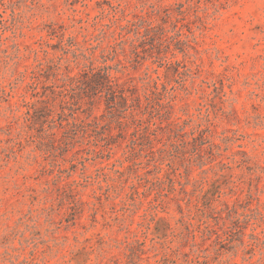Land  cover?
<instances>
[{
	"label": "rangeland",
	"instance_id": "374dc122",
	"mask_svg": "<svg viewBox=\"0 0 264 264\" xmlns=\"http://www.w3.org/2000/svg\"><path fill=\"white\" fill-rule=\"evenodd\" d=\"M136 16L164 32L128 47L160 89L133 135L55 77ZM0 264H264V0H0Z\"/></svg>",
	"mask_w": 264,
	"mask_h": 264
},
{
	"label": "trees",
	"instance_id": "16d2710c",
	"mask_svg": "<svg viewBox=\"0 0 264 264\" xmlns=\"http://www.w3.org/2000/svg\"><path fill=\"white\" fill-rule=\"evenodd\" d=\"M179 7L182 9L184 6L179 3ZM160 28L162 32H164V29L160 27L159 24H155L145 16H136L134 17V20H129L127 18L123 21L119 20L115 24V29H113L112 32V43L108 44L107 47L102 50L99 57L92 59L91 57L89 58L85 54H82L81 57L86 63H84V70L81 73L77 75H72L70 72L63 73L60 76V79L57 75L55 80L62 83L59 87L64 88L65 92H62L65 95L73 91L78 97H81L80 93H83V95L86 94L85 96L89 99H91L92 96L103 97L106 99L105 102L107 109L109 110V115L112 118L116 117L115 122L121 126L132 125L133 135L138 134L140 126H138L137 123L142 122L143 120L140 113L143 111H149L158 96L160 90L158 79H154L148 73L145 74L144 77L129 79H125L120 76V74L124 75L128 69L127 61L125 60L127 59V56H129L128 47L131 48L133 54L138 55L139 44L144 43L148 39H156L154 36ZM132 33L135 34L133 38L130 37ZM176 33L178 36H181L178 29ZM161 34L164 35V33ZM110 62H113L114 64H110ZM39 66H42L41 62L39 63ZM134 102L137 105H134ZM134 107H137L140 113L139 111L130 112L132 119L131 124L127 122L126 117H123V115H125L123 112L135 110ZM116 108H118L117 111L119 114L114 111ZM72 119L74 120V126H82L75 124L77 121L76 116L72 115ZM101 125L100 119H95L91 124H87V126H93L95 128H99ZM170 125L173 129V135H170L171 139H176L177 141L182 136L186 137L185 123L172 121ZM204 132L205 130L203 129L198 131L201 135H203ZM139 141V137L134 136L131 143L135 146H139ZM153 150L154 149L149 148V154H156L157 152L163 154L165 152L164 149H159L158 151ZM222 210L230 213V215H239L235 205H229L228 203L224 204Z\"/></svg>",
	"mask_w": 264,
	"mask_h": 264
}]
</instances>
